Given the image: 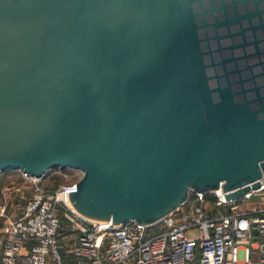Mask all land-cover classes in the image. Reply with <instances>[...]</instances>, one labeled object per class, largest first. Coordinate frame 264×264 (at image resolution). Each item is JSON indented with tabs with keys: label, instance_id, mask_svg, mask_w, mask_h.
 Returning <instances> with one entry per match:
<instances>
[{
	"label": "water",
	"instance_id": "1",
	"mask_svg": "<svg viewBox=\"0 0 264 264\" xmlns=\"http://www.w3.org/2000/svg\"><path fill=\"white\" fill-rule=\"evenodd\" d=\"M57 168L113 224L258 188L264 0H0V173Z\"/></svg>",
	"mask_w": 264,
	"mask_h": 264
},
{
	"label": "built area",
	"instance_id": "2",
	"mask_svg": "<svg viewBox=\"0 0 264 264\" xmlns=\"http://www.w3.org/2000/svg\"><path fill=\"white\" fill-rule=\"evenodd\" d=\"M50 171L41 177L19 171L30 191L19 215L10 216L7 203L0 204V264H64L58 245L61 216L76 232L75 264H192L197 251L199 264H264V182L234 199L221 187L218 195L191 191L184 204L153 225L113 224L86 217L71 203L68 195L76 191L79 170L74 180L56 188L40 183ZM24 188L4 189L23 197ZM191 230L197 234L189 235ZM29 240L34 243L27 248Z\"/></svg>",
	"mask_w": 264,
	"mask_h": 264
},
{
	"label": "rangeland",
	"instance_id": "3",
	"mask_svg": "<svg viewBox=\"0 0 264 264\" xmlns=\"http://www.w3.org/2000/svg\"><path fill=\"white\" fill-rule=\"evenodd\" d=\"M79 172L74 169H65L62 172L50 171L47 175L41 179L40 183L43 185L56 188L58 185L70 182L78 176ZM12 184H21L24 185V196H15L8 193L4 188ZM26 184L23 183L21 179V174L18 170H7L3 173H0V204L7 203L8 213L10 216L15 217L19 215L21 211V206L24 202V197H27L30 194ZM254 202H249L247 205H251ZM3 225V219L0 218V230ZM189 235H196L195 230L188 232ZM71 237V239H76V232L72 230L71 224L61 216V227L58 234V245L59 252L62 257L64 264H75V258L71 251V247L66 244V239ZM255 259V257H254Z\"/></svg>",
	"mask_w": 264,
	"mask_h": 264
},
{
	"label": "crops",
	"instance_id": "4",
	"mask_svg": "<svg viewBox=\"0 0 264 264\" xmlns=\"http://www.w3.org/2000/svg\"><path fill=\"white\" fill-rule=\"evenodd\" d=\"M75 241H76V239H71V237H68L67 239H66V244L68 245V247L70 246H72L74 243H75ZM32 243H34V240H29L28 241V244L26 245V247L28 248L29 247V245H31Z\"/></svg>",
	"mask_w": 264,
	"mask_h": 264
},
{
	"label": "trees",
	"instance_id": "5",
	"mask_svg": "<svg viewBox=\"0 0 264 264\" xmlns=\"http://www.w3.org/2000/svg\"><path fill=\"white\" fill-rule=\"evenodd\" d=\"M198 258H199V251H197V256H196V258H195V260L193 261L192 264H199Z\"/></svg>",
	"mask_w": 264,
	"mask_h": 264
}]
</instances>
